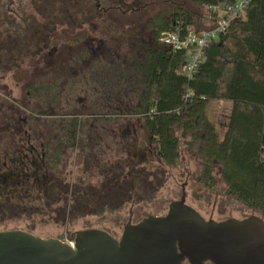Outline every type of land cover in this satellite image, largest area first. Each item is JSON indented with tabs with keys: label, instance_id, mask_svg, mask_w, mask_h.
Returning <instances> with one entry per match:
<instances>
[{
	"label": "rangeland",
	"instance_id": "1",
	"mask_svg": "<svg viewBox=\"0 0 264 264\" xmlns=\"http://www.w3.org/2000/svg\"><path fill=\"white\" fill-rule=\"evenodd\" d=\"M99 3L100 8L109 10H97L96 3L92 2L91 11L81 12L76 19L67 21V32L56 33L57 43L45 52L46 56L51 53V59L46 62L42 58L38 63L36 59H30L23 66L24 76L38 72L43 86L52 85L49 96L44 95V91L35 100L39 104L38 123L34 119L25 128L39 137L43 152L47 146L53 151L61 142H67L65 132L70 127V120L78 117L81 124L79 146H67L62 150L63 161L58 176H52L75 189L97 185L101 180L99 169L107 165L116 167L118 163L139 171L144 168L156 171L157 177L149 175L148 183L138 190L131 202L118 210L103 211L99 205H92L94 214L71 216L67 220L62 219L63 203L51 206L40 203L35 200L39 193L34 190L30 193L34 200L19 203L13 198L12 203L0 208V231L21 229L43 238L69 241L79 230L99 228L120 237L130 218L138 222L149 215L166 214L169 204L181 198L185 184L187 204L199 210L206 219L221 221L249 215L264 218L259 211L246 208L226 194L218 168L215 170L218 183L214 189L199 184L195 178L200 170V160L187 153L183 140L175 166H167L164 161L158 163V155L150 163H140L138 157L128 154V148L135 142L133 126L138 134V146L148 144L150 137L143 119L132 114L137 103L130 91L132 82L126 76H115L118 73L106 64L110 62L115 67L126 64L136 54H141L144 46L149 49L156 44L155 31L149 24L154 14L175 8L187 9L195 16V28L201 29L212 24L207 6L195 5L191 0H99ZM88 51L95 52L98 60L95 61ZM10 84L14 86L13 81ZM14 94L22 100V105L25 104L24 92L19 87L14 88ZM231 108L230 101L217 100L208 109L221 135L227 130ZM127 127L129 130H125ZM140 174L141 177L144 175L143 172ZM41 180L38 189L42 186ZM54 191L49 193L52 196L49 201L57 196L58 192Z\"/></svg>",
	"mask_w": 264,
	"mask_h": 264
},
{
	"label": "trees",
	"instance_id": "2",
	"mask_svg": "<svg viewBox=\"0 0 264 264\" xmlns=\"http://www.w3.org/2000/svg\"><path fill=\"white\" fill-rule=\"evenodd\" d=\"M191 1L209 6L236 0ZM149 24L155 31L154 46L149 49L142 46L141 54L126 64L117 67L110 62L106 64L118 73L115 76H126L132 82L130 91L137 99L132 114L143 119L167 166L177 164L183 140L187 153L200 160L195 178L199 184L214 189L218 168L226 194L264 216V0H251L219 41L208 46L190 79L181 72L189 52L173 51L160 38L164 32L177 29L187 33L196 26L194 14L183 8L160 11L149 19ZM88 53L98 60L95 52ZM217 100L232 103L223 135L208 111ZM80 125L78 117H73L65 132L67 142H61L53 151L47 146L45 158L39 161L41 171L49 174L47 182L58 193L49 201L53 190L41 187L37 199L48 206L63 203V220L94 214L92 205H99L103 211L120 209L131 202L149 175L144 173L141 177L143 170L118 163L116 167L107 165L99 169L100 182L86 188L75 189L58 178L52 179L58 176L62 150L79 146ZM28 198L30 193H24L23 200L30 201Z\"/></svg>",
	"mask_w": 264,
	"mask_h": 264
},
{
	"label": "water",
	"instance_id": "3",
	"mask_svg": "<svg viewBox=\"0 0 264 264\" xmlns=\"http://www.w3.org/2000/svg\"><path fill=\"white\" fill-rule=\"evenodd\" d=\"M73 242V244H71ZM264 264V218L206 219L186 193L164 215L127 223L120 238L99 228L73 239L0 231V264Z\"/></svg>",
	"mask_w": 264,
	"mask_h": 264
},
{
	"label": "flooded vegetation",
	"instance_id": "4",
	"mask_svg": "<svg viewBox=\"0 0 264 264\" xmlns=\"http://www.w3.org/2000/svg\"><path fill=\"white\" fill-rule=\"evenodd\" d=\"M92 2L96 3L97 10H109L100 8L99 0H0L1 209L6 207L7 203H12L13 198H17L19 203H24L22 193H33L34 190L39 193L41 178V187L45 191L53 190L47 182L49 174L41 171L39 164L40 158L42 160L45 158L46 151L43 152L44 148L39 142V137L30 134L29 130L25 128L30 121L34 122V119L38 123L39 104L35 100L44 91L46 92L44 95L49 96L52 85L43 86L39 82L38 72L37 75L30 73L24 76L23 66L27 65L26 63L30 59H36L37 63L42 58L46 62L51 59V53L46 56L45 52L50 46L57 43L56 33L67 32V21L76 19V16L81 12L91 11ZM11 81L14 82V86H11ZM18 87L20 91L24 92L25 104L23 105L22 100L14 94V88ZM30 104L32 107L29 106ZM24 110L26 111L25 116L23 115ZM132 129L135 142L132 143L131 148H128L129 156L138 157L140 163L144 161L150 163L158 155L157 162L162 163L163 160L152 138L149 136V143L145 146H138L136 143L138 134L135 126ZM125 130H129V127ZM143 171V173L154 177H157L158 174V172L146 168ZM148 181L147 179V183ZM145 184L144 182L141 186L143 187ZM184 192L187 198L186 184L182 188V195ZM37 198L35 200L38 201ZM32 200L34 199L31 198L30 201ZM130 222L138 223L139 221L133 222L130 218ZM112 234L117 238L121 237H118L116 233ZM183 264L190 263L185 261ZM203 264L213 263L206 261Z\"/></svg>",
	"mask_w": 264,
	"mask_h": 264
},
{
	"label": "built area",
	"instance_id": "5",
	"mask_svg": "<svg viewBox=\"0 0 264 264\" xmlns=\"http://www.w3.org/2000/svg\"><path fill=\"white\" fill-rule=\"evenodd\" d=\"M251 0H236L230 4H213L207 6L211 26L201 29L191 28L187 33L180 29L164 32L160 41L173 51L187 50L189 52L188 62L183 66L181 72L191 78L199 64L203 61L208 46L220 39L227 32L231 24L245 12ZM220 12L222 14L220 15ZM188 97V94L186 98ZM73 244V242H71Z\"/></svg>",
	"mask_w": 264,
	"mask_h": 264
}]
</instances>
